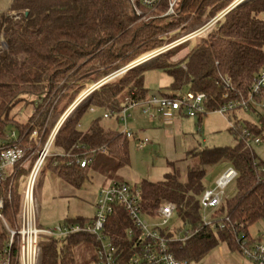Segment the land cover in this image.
Segmentation results:
<instances>
[{"label": "trees", "instance_id": "16d2710c", "mask_svg": "<svg viewBox=\"0 0 264 264\" xmlns=\"http://www.w3.org/2000/svg\"><path fill=\"white\" fill-rule=\"evenodd\" d=\"M233 1L181 0L175 7L176 14L165 16L170 0H163L158 10L165 16L162 18L165 26L144 24L133 27L137 20L134 7H145L135 5L131 0H13L10 11L16 15L0 17L3 35V41H0V146L15 132L7 133L10 126L16 127L20 136L27 130L26 125L15 119L12 110L28 97L32 98L30 102L36 109H40L57 85L67 78L65 87L69 93L63 94L62 98L71 104L80 92L97 83L117 64L131 63L162 47L167 40L165 34L176 27L175 22L195 14L196 23H205L224 12ZM263 15L264 0L241 3L218 20L206 38L194 44L184 63L168 62L164 60L167 57L164 54L149 67L130 69L125 77L95 90L59 130L54 146L65 155L49 157L48 166L66 179L79 183L89 167L82 169L76 163L69 165V161L73 155L81 154V150L95 152L92 164L96 167L118 168V154L126 161L127 137L106 128L100 119L94 120L87 132L80 131L78 125L82 115L93 107L119 114L127 98L138 102L146 100L148 90L144 85V73L148 68H158L169 74L175 92L187 89L195 94H205L206 112L219 110L231 101L247 100L254 80L264 68ZM168 20L172 22L168 24ZM35 96L38 101L33 99ZM254 100L249 109L257 115L259 123L246 121L237 128L239 122L235 119L231 127L237 138L234 146L190 150L186 160L191 161L192 166L188 167L186 180L177 169L161 181L144 179L140 183L145 213L152 214L166 202L177 205L176 214L191 235L179 239L171 229L165 234L171 240L174 255L189 264L204 258L221 242L240 249L248 227L264 218V162L243 133L248 130L253 137L264 141V88ZM240 110L243 109L232 112ZM64 111L61 112L58 106L54 108L53 127ZM201 119L202 116L199 121ZM43 126L44 122L37 128L40 134ZM50 131L44 130V142ZM24 144L30 145L28 154L37 148V142H30L28 137ZM220 163L233 167L238 176L231 185L232 191L212 215L214 219L223 220L225 226L212 229L203 225L200 198L207 189L204 183L207 169ZM14 198L13 212L16 213L20 195ZM9 209L11 207L7 206L6 212ZM85 223L83 219H77L65 224ZM132 226L126 213L117 208L106 233L117 247L128 252L132 242L127 231ZM240 233L242 239H239ZM5 239L3 228L0 250ZM82 243L93 245L96 253L97 240L87 233L44 240L40 264H76L75 247Z\"/></svg>", "mask_w": 264, "mask_h": 264}, {"label": "rangeland", "instance_id": "374dc122", "mask_svg": "<svg viewBox=\"0 0 264 264\" xmlns=\"http://www.w3.org/2000/svg\"><path fill=\"white\" fill-rule=\"evenodd\" d=\"M237 1L234 0L226 11H224L225 13H222L225 15L238 7L240 4ZM246 1L248 0L242 3ZM12 2L13 0H0V17L6 14H9V16L16 15L15 12L10 11ZM134 12L137 20L133 24V27L144 24L161 27L166 25V22L162 19L165 17L164 14L158 9L152 11L148 10V8L134 7ZM195 18V14H192L186 20L175 22L176 27L165 34L167 40L162 47L142 55L131 63L117 64L106 75L103 74L104 76L97 83L92 84L80 92L79 96L71 104L67 99L62 98L63 94L69 93V90L65 87L67 80L65 78L52 91L51 96L40 109H36L35 104L30 102L32 98L28 97V102L23 101L12 110L13 116H15V119L20 124L23 123L26 125L24 126V128L27 127L25 132L39 128L40 124L44 122V130H51L48 138H56L65 122L75 115L77 109L87 102L95 90L104 84L125 77L130 69L136 67L147 68L152 65L156 58L164 54H167L164 60L168 62L176 63L180 61L184 63V59L193 49L194 44L206 38L215 27L214 23L206 26L209 20L205 23H196L194 21ZM170 22L172 20L167 21L168 24ZM0 41H3L1 30ZM188 41L192 42L188 45L185 44ZM95 66H98V64H95ZM102 72H105V70ZM172 83L173 78L161 69L148 68L144 73V85L148 90L147 99L154 96L162 99L166 94H186L189 92L187 89L173 91L171 88ZM36 98L38 97L35 96L33 99L38 101ZM57 106L61 112L65 111L60 115L56 126L53 127L52 118L55 114L54 108ZM142 107L145 108V106ZM93 109V112L87 110L82 115L78 125L80 131L87 132L92 122L100 119L106 128L120 134L124 133L126 127L124 121L119 120L116 115L106 118L105 115L109 114V112L102 108L93 107ZM129 115L131 117L128 119L127 127L136 134V139L133 137L127 140L126 161L123 155L118 154L116 156V161L119 165L118 168L96 167L90 164L85 172L84 179L78 183L76 181H70L63 175L55 172L52 166H48V160L45 161L36 184L35 192L39 207V223L43 228L53 229L63 226L69 220L77 219H83L86 222L85 224L92 222L96 215V205L99 201L101 191L107 189L115 182L127 183L132 187L139 188L142 180L161 181L166 174L177 169L181 172L182 178L186 180L188 167L192 166V162L186 160L190 150L193 148L232 147L236 144L237 139L231 131V127L236 121L235 119L239 122L237 128H241L246 121L255 124L259 123V118L254 112L250 110L245 111L244 109L235 113H222L219 110L208 111L202 115L200 121L199 116L194 118L189 117L186 112L164 116L159 114L156 108H151L145 112L142 111L141 107H136L129 111ZM44 130L40 134V137L43 136ZM12 131L18 133L16 127L10 126L7 133L9 134ZM139 140H147V146L141 148L139 146ZM43 143L44 138L42 137L41 144ZM250 145L258 158L264 162V141L261 139L258 144L251 141ZM24 146L29 148L30 145L24 144ZM32 153L33 151L29 152L28 159L18 168V177L12 185V187L14 186V196H21L20 202H22L26 191L27 168L36 158V154L32 155ZM84 153L86 152L81 150V154L79 153V155L84 156ZM90 153L92 154L93 151ZM57 154L65 155L62 150L53 146L50 150V156ZM93 155H95V152ZM56 157L58 156L54 158ZM229 168L230 166L225 163L208 168L204 179L206 188H213L217 179ZM9 186L7 185L8 188ZM232 186L226 190V196L232 191ZM5 213L9 224L13 226V218H17L18 211L13 214V210L9 209ZM213 213V209L202 210L201 216L205 217L207 221H212ZM151 220L158 221L157 218ZM3 225L2 221H0V232L4 228ZM168 227L176 232V236L179 239L186 238L187 234L188 236L191 235L189 228L183 224L176 213L170 219ZM246 235L247 237L243 239V246L246 248V251L243 250V247L234 249L228 243L221 242L204 258L191 262L190 264H255L249 254L254 252L255 247L259 243H264V218L249 226ZM242 238L243 234L240 233L239 239ZM104 242L107 243V240ZM75 253L76 264H93L92 257L95 253L93 245L79 244L75 247Z\"/></svg>", "mask_w": 264, "mask_h": 264}, {"label": "built area", "instance_id": "2783aa9c", "mask_svg": "<svg viewBox=\"0 0 264 264\" xmlns=\"http://www.w3.org/2000/svg\"><path fill=\"white\" fill-rule=\"evenodd\" d=\"M245 0H238L241 4ZM133 4H140L149 10H157L163 0H131ZM181 0H170L168 12L165 16L175 15V7ZM226 11V10H225ZM225 13V12H224ZM224 13L217 15L208 21L206 26H210L224 16ZM226 15V14H225ZM230 84V80H227ZM264 88V68L260 71L251 89V94L247 100L231 101L220 112H232L237 108L249 111V105L254 103L255 96ZM226 95L225 97H227ZM142 106H145L143 108ZM136 107H141L142 111H149L156 108L159 114L171 116L186 112L189 117H197L206 114L205 94H186L165 95L162 99L152 97L143 101L126 99L124 108L119 114L109 113L105 117L116 115L126 124L125 131L122 133L127 138H135L136 134L127 127L128 119L131 117L129 111ZM94 109H91L93 112ZM155 118V117H154ZM153 118V119H154ZM248 144L253 141L260 143V138H255L248 130H243ZM37 142V148L32 155L36 154L33 163L27 168V185L17 218H13V226L6 219L5 212L7 206L13 210L14 193L12 187L17 176L18 168L28 159V148L24 146L26 138ZM40 139V140H38ZM55 138H48L41 144L42 137L40 131L34 128L30 132H25L22 136L12 132L2 142L0 146V221L6 230V239L0 250V264H40L41 263V244L48 238L64 239L73 234L87 233L94 236L98 247L95 253L93 264H189L185 260L178 259L171 250V240L165 232L169 229L170 219L177 211V205L173 202H166L152 214L145 213L142 209V192L138 187H132L127 183H113L107 189H103L96 205V215L92 222L88 224H64L56 228H43L39 223V207L35 196L36 184L43 169L45 161L51 157L50 150L54 146ZM40 141V142H39ZM147 140H139V146H147ZM94 152L84 153V156L73 155L69 165L76 163L82 169L88 168L93 163ZM238 173L230 167L216 181L215 186L206 189L200 198L201 210L213 209L214 212L222 205L226 198V190L237 178ZM7 185H10L9 188ZM21 197V196H20ZM121 208L133 226L128 229L127 236L132 242L128 252L121 250L106 233L107 225L117 211ZM14 214V212H13ZM157 222L151 220L156 219ZM229 222V218H226ZM204 226L212 229L224 228V221L212 217V221H207L202 217ZM107 240V243L104 241ZM243 250V241L240 242ZM255 264H264V243H259L253 253L249 254Z\"/></svg>", "mask_w": 264, "mask_h": 264}]
</instances>
